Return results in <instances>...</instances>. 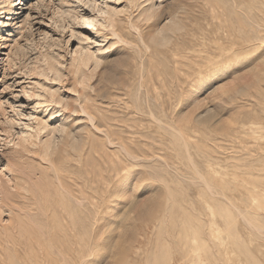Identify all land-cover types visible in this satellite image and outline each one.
<instances>
[{"label":"rangeland","instance_id":"obj_1","mask_svg":"<svg viewBox=\"0 0 264 264\" xmlns=\"http://www.w3.org/2000/svg\"><path fill=\"white\" fill-rule=\"evenodd\" d=\"M143 1L0 3V264H264V0H152L149 29ZM49 91L85 141L60 170L31 143Z\"/></svg>","mask_w":264,"mask_h":264},{"label":"bare ground","instance_id":"obj_2","mask_svg":"<svg viewBox=\"0 0 264 264\" xmlns=\"http://www.w3.org/2000/svg\"><path fill=\"white\" fill-rule=\"evenodd\" d=\"M13 0H0V3L6 4L7 5V11L10 10V7L12 6V2ZM146 2V3H145ZM154 3L152 2V0H145L143 2H139L138 4V10H137V14H136V18L138 21L143 23V26L145 29H149L151 27H154L158 24L159 21L165 19V17H163L161 14H155V7L153 5ZM109 24L112 26V31L114 34H116L115 32V27L113 25V18L109 15ZM110 26V27H111ZM109 27V28H110ZM157 27V26H156ZM155 27V29H156ZM180 29V25L179 22L176 18V16L171 15L167 18V21L161 25V27L157 28L155 30L154 33H152L151 35H149L148 40L153 42L155 45H165L167 43H169L171 41V34H173L175 31ZM98 34L96 35V37L99 38V36H103L104 38H106V34L101 31L99 28L97 29ZM112 34V35H114ZM118 36V35H117ZM244 47V46H243ZM98 50H103L101 48H98ZM201 53V52H200ZM203 53V52H202ZM102 57L103 55H93V54H88L86 55V57L83 59V63L84 65H90L92 66L91 68V72H95L96 69L98 68V66L101 64L102 62ZM209 57V56H208ZM211 58V57H210ZM217 59V58H216ZM214 61V60H213ZM219 63V62H218ZM57 64V60L53 57V56H46V67L45 69L40 73L43 74L45 73V71L51 72L54 76V78H59L60 77V73H59V69L56 67ZM85 80H88V76L83 72L81 74V76L78 79V83L83 84L85 82ZM38 94H36L37 96ZM79 97V96H78ZM48 98L51 99L55 105L57 106L56 108H50V115L48 118L46 119H42V118H37L36 120V124L34 126V132H33V137L37 138L38 137V141L36 142H31L33 145H37L38 147V152H39V157H41L43 160L47 161L46 163H50V165L52 164V166L54 167V170H60L62 167L59 165V159L61 156V151L66 152L68 155V150L72 151V152H76L78 151L83 145H85V141H84V137L81 135L82 131H80L79 129L73 127H69L67 125H65V121L67 119L66 116L63 115L62 116L59 114L61 113L60 110L63 109L64 106L66 105V102L64 100H62L61 98H57L55 97L53 92H48ZM46 101V100H45ZM39 102V105L43 106V108L48 106V102ZM81 106V104H80ZM52 107V106H51ZM55 107V106H54ZM82 109V107H81ZM82 112H85L83 109L81 110ZM88 115V120H92L91 116ZM54 118H59V122L55 125H51L49 123V120H53ZM92 122V121H91ZM90 122V123H91ZM76 125V124H75ZM80 128V127H79ZM180 131V130H179ZM87 140V139H86ZM96 152V150H95ZM129 154V153H128ZM78 155V154H77ZM38 157V156H37ZM81 157V156H79ZM78 157V158H79ZM189 157V156H188ZM73 159V158H72ZM81 159V158H80ZM189 160V159H188ZM84 161V160H83ZM85 162V161H84ZM110 163V162H109ZM113 163V162H111ZM88 165V164H87ZM85 167V165H84ZM115 167V166H114ZM87 168V167H86ZM110 168V167H109ZM64 169V168H63ZM93 169V168H92ZM102 170V169H100ZM65 173V171H63ZM95 172V171H94ZM97 172H100L99 170ZM60 173V171L58 172V174ZM88 173V172H87ZM96 173V172H95ZM68 174V173H66ZM70 174V173H69ZM101 174V172H100ZM62 175V174H61ZM71 175V174H70ZM73 175V174H72ZM96 175V174H95ZM98 175V174H97ZM65 176V175H64ZM58 177V176H57ZM69 179L71 180L70 176L68 175ZM99 177V175H98ZM103 177V175H102ZM59 178V177H58ZM92 178V176H91ZM101 178V177H100ZM64 179V178H63ZM103 179V178H102ZM204 179V177H203ZM73 180V178H72ZM202 180V179H201ZM91 180H89L90 182ZM68 182V181H66ZM92 182V181H91ZM102 182V181H101ZM79 183V182H78ZM103 183V182H102ZM205 183V182H204ZM22 188L25 189V182L22 181ZM61 184V183H60ZM63 184H65L63 182ZM95 184V183H93ZM62 185V184H61ZM68 185V184H66ZM79 185V184H78ZM206 187L209 188L210 185L207 184V182L205 183ZM44 186V185H43ZM60 186V185H59ZM61 187V186H60ZM63 187V185H62ZM70 186H68L67 189ZM218 187V186H217ZM29 189V188H28ZM220 189V188H219ZM45 190L46 193V189ZM65 190V189H64ZM63 190V191H64ZM82 190V189H81ZM208 190V189H207ZM30 191V190H29ZM75 191V190H74ZM67 192V191H65ZM71 192V191H70ZM68 191V193H70ZM83 192V190H82ZM72 194V193H71ZM84 194V192H83ZM49 197V196H48ZM47 197V198H48ZM76 197V196H74ZM77 198V197H76ZM91 198V197H90ZM89 198V199H90ZM94 199V198H93ZM88 200V199H87ZM44 201V200H43ZM79 201V200H78ZM39 205V204H38ZM54 206V205H53ZM64 209V208H63ZM65 210V209H64ZM54 212V211H53ZM61 214V213H60ZM246 220V219H245ZM248 223V221H247ZM14 224V223H13ZM250 223H248L249 225ZM256 226V225H255ZM47 227V226H46ZM17 228V227H16ZM19 228V227H18ZM25 231V230H23ZM35 231V230H34ZM6 234V233H5ZM26 236V235H25ZM5 237V236H4ZM15 238V237H14ZM21 238V237H20ZM22 239V238H21ZM5 242V241H4ZM42 247V246H41ZM2 250V249H1ZM26 251V250H25ZM18 253V252H17ZM30 253V252H29ZM37 255V254H35ZM1 256V255H0ZM19 257V256H18ZM6 258V257H5ZM36 259V257H34ZM39 258V256H38ZM37 258V259H38ZM78 258V257H77ZM8 259V258H7ZM24 259V258H23ZM34 259V260H35ZM79 259V258H78ZM50 260V259H49ZM48 260V261H49ZM2 261V260H1ZM36 261V260H35ZM55 261V260H54ZM82 261V260H81ZM5 262V261H4ZM15 262V261H14ZM24 262V261H23ZM36 263V262H35ZM37 263H39L37 261ZM50 263V261L48 262ZM79 264V263H78Z\"/></svg>","mask_w":264,"mask_h":264},{"label":"snow or ice","instance_id":"obj_3","mask_svg":"<svg viewBox=\"0 0 264 264\" xmlns=\"http://www.w3.org/2000/svg\"><path fill=\"white\" fill-rule=\"evenodd\" d=\"M102 238V237H101Z\"/></svg>","mask_w":264,"mask_h":264}]
</instances>
